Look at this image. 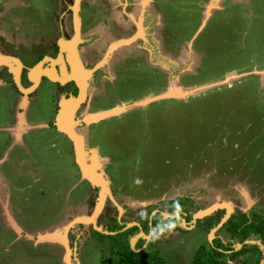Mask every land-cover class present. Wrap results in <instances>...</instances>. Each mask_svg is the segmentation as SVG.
Here are the masks:
<instances>
[{
    "label": "rangeland",
    "instance_id": "rangeland-1",
    "mask_svg": "<svg viewBox=\"0 0 264 264\" xmlns=\"http://www.w3.org/2000/svg\"><path fill=\"white\" fill-rule=\"evenodd\" d=\"M71 1L68 4L73 8L75 1ZM116 2L115 13L123 20L126 12L137 14L149 6L160 15L155 18L157 33L154 27L146 30L148 42L142 43L143 38L137 36L125 49H116V57L97 66L95 75V59L85 60L89 82L100 74L110 80L99 100L101 91L86 86V103L74 114L73 129L82 138L85 162L91 163L90 151H94L97 171L108 181L117 202L105 198L96 225H110L104 217L108 214L128 224L139 211L148 215L160 209L165 214L171 205L165 202L184 195L196 199L194 205L179 209L188 210V216L215 202L240 209L253 203L264 208V0ZM89 3L83 0V12L92 7ZM46 5H54V0H46ZM92 5L95 10L99 7L95 0ZM42 8L46 6L34 9ZM44 14L42 25L55 22L52 14H48L49 21ZM67 18L69 22L70 15ZM56 20L60 23L63 17L58 15ZM110 22L115 29L107 28L112 43L134 34L135 29L126 31L128 26L120 20ZM54 28L58 35V26ZM44 35L35 32L34 41L42 48L47 44L40 38ZM71 35V30L64 32L61 39ZM126 48L139 57L122 54ZM113 63L119 65L118 70L111 67ZM172 87L184 93L152 99ZM17 100L9 88L0 86V264H67L63 245L38 236L54 230L61 233L76 217H89L100 188L80 180L73 144L65 134L36 126L21 133ZM142 100L146 102L138 103ZM122 105L127 107L121 113L87 120L92 113H108ZM30 107L27 122L32 126L46 123L53 114L44 105L40 113ZM17 132L23 136L21 142L16 140ZM43 184L47 188L40 191ZM168 208L173 214L172 207ZM177 216L182 217L180 211ZM210 218L215 223L198 221L195 227L187 218L185 224L179 222L182 231L169 229L166 219V227L151 228L149 245L158 248L168 264H191L194 250L209 245L211 234L222 237L226 232L223 225L211 233L216 219ZM67 230L70 263L101 264L107 243L94 240L93 225L77 222Z\"/></svg>",
    "mask_w": 264,
    "mask_h": 264
},
{
    "label": "flooded vegetation",
    "instance_id": "flooded-vegetation-1",
    "mask_svg": "<svg viewBox=\"0 0 264 264\" xmlns=\"http://www.w3.org/2000/svg\"><path fill=\"white\" fill-rule=\"evenodd\" d=\"M37 1H39L40 3ZM68 2L69 0H54V5L47 6L46 0H12V2H8V3H5L0 0V22L1 23L13 22L14 25L17 26L15 30L7 29V32L5 31L6 34L3 33L0 34L1 51L3 53H6L10 58H12V60L0 64L1 65L0 83L3 84L5 88L7 89L9 88L11 92L16 94L17 99L20 101V106H21L20 107L21 109H19L18 112L22 113L23 121L27 123V126L29 128L35 126L39 128H53L55 131L60 132L54 125L56 114L59 109V101L60 99L68 98L69 96H73V95L77 96L80 91L79 85L75 79L65 78L66 75L71 74L72 66L69 63V57L67 51L64 50L63 47L61 46L62 42L70 43L71 40L76 39L75 45H73L74 49L71 53L73 54L75 53V56L78 60H80L83 69H85L86 62L89 63L88 60L93 61L95 59L94 63L95 62L96 63L92 65L93 66L92 73H94V75H95V71L98 68L97 66L99 67L105 66L109 62L110 58L112 59L114 56L116 57L118 51L121 50L122 47L124 48L133 42V41L129 43L127 42L128 44L125 43L124 45L121 46L117 44L111 47L113 43L118 42L122 39H118L117 41L115 40V42L113 41L112 43L109 40L110 34L107 32V29H105L109 26L107 27L104 26L105 28L101 30L98 29L99 26H96L94 24L96 20V12L94 11L93 7H91L92 9L87 10L86 14L85 12H83V10L81 11L82 12L81 17H79V21H80L79 30L76 31L74 22L72 21L73 18L70 17V21L68 22L67 20L68 18L65 16L66 13L70 14L71 16V12H72V8L68 4ZM71 2L73 3L74 0H72ZM41 5L46 6L45 10L43 8L40 10L34 9L35 6H41ZM34 12H36L38 16H35V14H33ZM46 12H47V19H48V14L49 16L52 14L55 23H52L53 24L52 25L50 22H47V25L45 26L44 24L35 25V23H33L35 19L36 22L37 20L42 22L43 16L45 15L44 13ZM28 14L31 17L26 16ZM58 15L60 17H63V20L60 23H58L56 20V17H58ZM21 16L28 17L29 23L26 24V20L23 19ZM54 24L58 26V31H59L58 35H55ZM21 26L22 28H20ZM23 27H25L26 30L23 29ZM89 27H92L94 31L89 30L88 29ZM9 28L12 27L9 26ZM70 30L72 32V35L70 37L66 36L64 37V39H61V34H64V32L67 33ZM35 32H38L40 34L41 33L45 34L44 36H40V38L45 39L44 42L45 44L47 43L46 48L39 47L41 44L39 45L36 44V42L34 41L36 40ZM84 32L87 33L85 34ZM97 32L100 34L99 36L95 35ZM118 48L120 49L117 51V53L113 54L115 50ZM133 51H136L137 53L139 50H133ZM122 54H125V56H133L135 58L139 57L138 55L134 56L133 52L127 48L126 50H124ZM17 61L19 62V64L17 63ZM37 63H40V67H39L40 71L38 74L37 82L35 83L34 79L31 78V75H33L34 77V74H32L33 68H35ZM12 64L16 65V69H18L17 74L14 73V71L12 70L13 68L11 66ZM115 66L116 63H113L111 67L113 68ZM116 68L118 70L119 65H117ZM94 75L90 79L91 82H89V80L87 79L88 81H86L87 83L86 86L89 87L91 85L92 87H95L97 91H101L100 92L101 96H98L96 98L97 100H99L104 97L102 93V89L105 86V84L110 80L108 76L105 74H100L98 76H94ZM103 81L105 82L103 83ZM25 82H28V84H26ZM23 86L24 87L26 86L28 88H24ZM23 90H27V91L24 92ZM34 94L36 96H34ZM85 95L86 96L84 100L79 104L76 111H78L82 107V105L86 103L85 99H87V94L85 93ZM32 100L33 102L31 103ZM43 105L45 106V108L47 106V111L50 112L53 111L52 116L48 119L46 123L41 122L34 126L28 124L27 116L30 117L29 111L27 110L28 107L32 106L33 108L30 107V110L35 109V111H38L40 113L42 110H44L42 108ZM24 111H26L25 115H24ZM18 123H21L20 119L18 120ZM23 133L24 135L27 134V130ZM22 140H23V136L21 135V137H19V140L17 141L21 142ZM24 143H25V139H24ZM27 143L31 144V141H27ZM74 167L76 168V170H78V172H80L77 163L74 165ZM36 177H37L36 175H33L32 179L35 181ZM37 179L40 180L39 178ZM28 185L30 186V184ZM41 186L44 187L46 186V184H43ZM46 188L44 187V189H40V191L46 190ZM82 199L83 198H81L80 200ZM115 200L110 199L109 202L117 203L115 202ZM165 203H171V205L166 207L167 212L165 214L160 209L152 210L148 213V215H145L142 211H139L136 213L137 216L135 217V219H133V223H130V225L127 227L126 225L128 223H126V221L120 222L115 219L113 220L111 219L112 218L111 214H108L107 216L104 215L106 221L110 223V225L107 224L106 227L109 231L113 232L112 234L118 232V230H114V231L110 230L113 224L122 225L123 227L121 228V230L134 227L135 230H133L134 233L132 234V236L135 235V232H140V233L143 232L144 234H149L148 238L141 234L136 235L137 236L136 244H139L138 249H144L148 247L150 243L153 242L152 233L150 234L151 228L153 226H158L161 224V227L164 228L166 227L167 224V222L166 223L164 222L167 219L168 221H170L168 222L170 223L169 229H177V231H180L181 229H183L182 228L183 224H179V222H181L182 219H184L185 222H187L186 221L187 218L189 220H192L193 214L188 216L189 215L188 210L187 211L179 210L180 207L186 208V206L188 207L190 203L192 205L196 203V199L192 195L178 196L172 199H168ZM168 207H172L173 214H170L168 212L169 210ZM256 208H261V209L256 210ZM226 210L227 209L225 207H219L211 214L202 217V219L199 218L195 221H192L193 222L192 226L195 227L198 224V221L207 222L208 218H210V216L212 215L214 219L218 218L216 221L217 224L221 220V218L225 215ZM179 211L181 212L182 217L177 216V213H179ZM238 211H239L238 213L239 215L233 216L234 213ZM156 214H159L162 220H160V222H158L156 225H153V216H155ZM263 214H264L263 205L258 206V205H254L253 203L252 205H248L243 209H240L237 205L236 206L234 205V207L232 206V211L229 213V216L218 228L220 229L223 225H225L226 232L223 233L222 237L221 236H213L211 238L208 237L209 245H207L206 248L207 249L209 248L210 250V247L208 246L211 245L217 248L218 250H220L222 253L219 255L212 253L214 254L213 257L223 260V262L227 264H264V215ZM99 218L100 215L97 217L96 221H98ZM229 220H232L233 224L236 223L238 225L236 231L228 230L226 224L228 223ZM146 224L148 227L145 230ZM94 230L97 231L96 229L93 228V231ZM217 238H220V243L216 240ZM94 240H96V242L99 243L106 242L105 239H103V241L100 240L99 236L97 235H94ZM237 244H239L240 246H236ZM191 264H192V260H191Z\"/></svg>",
    "mask_w": 264,
    "mask_h": 264
},
{
    "label": "water",
    "instance_id": "water-1",
    "mask_svg": "<svg viewBox=\"0 0 264 264\" xmlns=\"http://www.w3.org/2000/svg\"><path fill=\"white\" fill-rule=\"evenodd\" d=\"M139 33H141L139 35ZM137 36H143V31H139L138 33L134 34L133 36H131L128 39L125 40H120L118 42H115L111 45L115 46V45H121V44H125V43H129L131 41H133ZM76 39L75 40H71L70 44L72 47L71 48V52L73 51V45H75ZM127 43V44H128ZM65 45V42L61 43V46L63 47ZM110 47V48H111ZM117 47V46H116ZM115 48V47H114ZM9 60H12V58L10 57H4V56H0V62H8ZM17 63L19 64V62L17 61ZM69 63L71 65H73V68L71 69L72 72L70 75H66V79L68 78H73L76 80V82L79 85L80 91L78 93L77 96H69L68 98H62L59 101V109L57 111L56 114V119H55V123L54 125L56 126V128L64 133L67 138L72 142L73 144V148L75 151V159H76V163L79 167V171L81 173V177L83 178V171H87L88 173H90L91 175V179H87V181L91 184V185H95L98 186L100 188L99 194H98V200L96 202V206L94 207V210L92 212V214L87 217H76L75 219H73L72 221H70L63 229V232H59V231H53L52 234H44V235H39L38 237H43L42 240L44 241H48V242H53V243H57L60 245H63L66 249V254H65V261L67 264H71L69 261V254H70V248L68 245V238H67V232L70 226H72L74 223L77 222H82V223H91L93 225V228L96 229L97 231L101 232V233H105V234H112L113 232L109 231L106 227L103 226H97L96 225V217L99 214L102 205L104 203V200L107 196H109L111 198V200H113V197L111 196L110 193V189L108 186V181L102 176L101 173H99L97 171V165H96V161L94 156L91 157V163H86L85 162V156L86 153L83 149V142H82V138L80 136V134H78L74 128V124L76 123L74 121V114L76 109L78 108L79 104L84 100L85 98V88H86V81H87V77L89 75V71H86L85 69H83L80 60H78L75 56V53H71V56L69 57ZM40 63H37L35 68H33V72L34 74L36 73V77L34 78L35 83L37 82L38 79V74L40 71ZM16 71H18V69H16ZM17 73V72H16ZM17 77V76H16ZM64 78V79H65ZM63 81V79H62ZM179 88V87H177ZM173 90H175V87H172L171 89L167 90L166 92H162V94L157 95L156 97H151L152 99H158V98H162V97H170L169 93L172 92ZM24 92H26L27 90H23ZM176 95V97H178L180 94L184 93L182 92V90L179 89V91ZM187 93V92H186ZM151 98L149 99V101L151 100ZM146 100V99H145ZM142 100L138 103L142 104L145 103L146 101ZM119 107L118 110H120V112L114 113V108L109 109L110 111L108 112L109 115H115L118 113L123 112L127 105H122V106H117ZM105 111L108 110H103L102 113H98L99 116H97L94 119H98L99 117H101L102 115H107V113H105ZM108 116V115H107ZM92 119V120H94ZM20 121L22 123V116L20 115ZM97 158V157H96ZM219 207H225L226 213L225 215L221 218V220L210 230L211 233H213L214 231H216L221 225L222 223L227 219V217L229 216V213L232 211V207L230 204H228L227 202H215L213 204H211L210 206L204 208V209H200L198 211H196L195 213H193L192 215V221H195L199 218H202L204 216H207L209 214H211L213 211H215L217 208ZM182 223L185 224L184 219H182ZM15 223H13L14 225ZM130 224H127V226H129ZM14 228V227H13ZM15 229V228H14ZM16 232L17 234H21V229H19L18 227H16ZM210 233V234H211ZM141 235L145 236V237H149L148 234H144L143 232L140 233ZM27 239H32L33 236L25 234ZM212 235V234H211ZM211 235L209 236V238L211 237ZM137 238V236L135 237H131V244L134 245V241ZM236 246H240L239 244H237Z\"/></svg>",
    "mask_w": 264,
    "mask_h": 264
},
{
    "label": "trees",
    "instance_id": "trees-1",
    "mask_svg": "<svg viewBox=\"0 0 264 264\" xmlns=\"http://www.w3.org/2000/svg\"><path fill=\"white\" fill-rule=\"evenodd\" d=\"M211 218H208L209 225H211ZM160 220L162 219L159 214L153 216V225H156ZM226 226L229 231H236L238 227L236 223H232V220H229ZM122 227V225L113 224L110 230H118V232L114 234H104L94 230V233L99 236L100 240L103 241V239H105L107 243L108 252L102 256L101 264H168L158 248H153L149 245L144 249H138L139 244H137V246L131 244V236L134 233L133 230H135V228L121 230ZM147 227L146 224L145 230ZM216 240L220 243V238H217ZM208 247H210V250L209 248L207 249L205 245L201 244L194 250L191 257L192 264L225 263L223 260L213 257L214 254H221L222 252L220 250L211 245Z\"/></svg>",
    "mask_w": 264,
    "mask_h": 264
},
{
    "label": "crops",
    "instance_id": "crops-1",
    "mask_svg": "<svg viewBox=\"0 0 264 264\" xmlns=\"http://www.w3.org/2000/svg\"><path fill=\"white\" fill-rule=\"evenodd\" d=\"M1 1L4 2V0H1ZM74 1H75V4L72 8V12H71L70 17L73 18L72 21L74 22L75 30L78 31L79 25H80L79 17H81V14H82L81 11L83 10V8H81L80 5L83 4V0H74ZM95 2L97 5H99V7L97 8V10L94 9V11L96 12V20H95L94 24L96 26H99L98 27L99 30L104 29L105 28L104 26H106V27L109 26L107 28H113L114 22H110V19L117 20V21L120 20V23L128 26L126 31L131 29V28L135 29L134 34L138 33L140 30L143 31V36H141V38H143L142 43L148 42L149 39H148V37H146L148 35L146 30L152 31L153 27L156 26V20L157 19H155V18H157L160 15L158 11H150V6L148 8L145 7V9L142 12L139 11L137 14H136V11H129L128 14H127V12L125 13L127 15V18H125L123 20V19L119 18V15H121L119 12L115 13L116 8L118 7L116 0H115V2H116L115 4H114V0H95ZM138 2H139V4L142 3L141 1H138ZM92 4H94V0H91V4L89 3V5L88 4L87 5L93 7ZM88 9L90 10L92 8L87 7L86 10H88ZM85 13H86V11H85ZM10 14H11V12H10ZM68 15H70V14L66 13L65 16L68 17ZM26 16L31 17L29 14ZM16 17H18V16H16ZM21 17L26 20V24L29 23L28 17H24V16H21ZM113 17H115V18H113ZM33 23H35V25H38V24H41L42 22H40L38 20L36 22V19H35V21ZM9 26L12 28H9ZM16 28H17V26L14 25L13 22H10V23L9 22H2V23L0 22V34H2V33L6 34L7 29L8 30L9 29L15 30ZM20 28H22V26ZM107 28H105V29H107ZM23 29H25V27H23ZM154 29H155V27H154ZM29 30H32V29H29ZM155 31H156V29H155ZM156 33H157V31H156ZM0 56L9 57L6 53H3L1 51V46H0ZM2 63H4V62H0V64H2ZM0 86L4 87V85L1 83H0ZM18 106H19V104H18ZM20 115L22 116V120H23L22 113H19V119H20ZM19 119H17V121ZM18 125H19L18 128L21 129V133L25 132V130L29 129V127L27 126V123H25V121H22V123H18ZM21 133L17 132L15 134L16 140H19V137H21ZM80 176H81V174H80ZM80 180H83V178L81 177ZM25 234H26V232H25Z\"/></svg>",
    "mask_w": 264,
    "mask_h": 264
},
{
    "label": "bare ground",
    "instance_id": "bare-ground-1",
    "mask_svg": "<svg viewBox=\"0 0 264 264\" xmlns=\"http://www.w3.org/2000/svg\"><path fill=\"white\" fill-rule=\"evenodd\" d=\"M139 34H140V33H139ZM70 47H72L70 43H65V45L63 46V49L66 50L67 53H68V57L71 56V48H70ZM58 60H59V58H58ZM11 66L13 67L12 70L14 71V73H16V72H17V71H16V65L12 64ZM71 66H72V68H73V65H71ZM63 73H64V71H63ZM16 74H17V73H16ZM32 74H34V72H33ZM31 76L33 77V75H31ZM32 77H31V78H32ZM35 77H36V73L34 74L33 79H34ZM176 91H178V90H177V89L173 90L172 92L169 93V95H170L171 93H176ZM115 108H116V109H115L114 113H117V112L120 111V110H118L119 107H115ZM92 114H94V115H89V116H87V120H88V121H90V120L96 118L97 116H99V114H96V115H95V113H92ZM107 115H109V114L107 113ZM107 115H106V116H107ZM89 119H90V120H89ZM90 154H91V157L94 156V158H95V156H97V155L95 154V152L92 151V150L90 151ZM83 178L87 180V179H91L92 177H91L90 173H88L87 171H83Z\"/></svg>",
    "mask_w": 264,
    "mask_h": 264
}]
</instances>
